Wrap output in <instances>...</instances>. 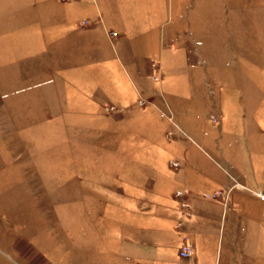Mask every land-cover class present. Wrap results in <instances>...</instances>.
Instances as JSON below:
<instances>
[{"label": "rangeland", "instance_id": "obj_1", "mask_svg": "<svg viewBox=\"0 0 264 264\" xmlns=\"http://www.w3.org/2000/svg\"><path fill=\"white\" fill-rule=\"evenodd\" d=\"M96 1L43 39L51 7L0 0V264H29L11 246L20 235L48 260L32 264H198L204 221L188 192L235 182L223 152L264 177V0H166L171 23L143 9L158 0H102L110 13ZM132 5L127 37L108 30ZM243 116L247 133L223 132ZM232 190L202 195L220 213Z\"/></svg>", "mask_w": 264, "mask_h": 264}, {"label": "crops", "instance_id": "obj_2", "mask_svg": "<svg viewBox=\"0 0 264 264\" xmlns=\"http://www.w3.org/2000/svg\"><path fill=\"white\" fill-rule=\"evenodd\" d=\"M94 1L96 2L95 7H97V1ZM158 1H160L159 4H152L143 9L145 11L149 10V12H151V17L156 18L161 14H170V21H168L169 23H171V21H173V14L176 12L175 7H173L170 3L167 4L165 2L166 0ZM133 2H135V0H133ZM100 4L102 6L104 5V9H107V11L110 13V11L108 10L107 3L103 4L102 0H100ZM32 6L34 7V5ZM36 6L38 7V11H40V9L48 11V7H51L54 13H51L52 15H44V13H46L44 12L43 16L41 15V32L44 39L48 37V30H50L51 28H54L55 26L58 28L63 27V25L65 24L64 19L66 17L65 10L68 12L71 11L73 13H80L83 9L86 12L90 13L92 11V0L83 1L82 4L81 2L77 4H70V6L67 7L65 6V0H43L40 6L35 4V7ZM135 11L136 10L133 5L120 8L119 10L114 9L113 11H111V15H113L117 20H119L120 27L117 26L113 28L112 26H110L108 30H121L122 36L127 37L130 22L135 17L132 12ZM131 14L133 16H131ZM114 17L108 15V19L112 21L111 25L115 23L113 22L115 21ZM88 18L90 19L89 16ZM98 18L100 24L96 25L98 26L96 30H107V27L104 23L105 21H103L102 18L99 17V14ZM94 20L96 22V20L98 19L96 18ZM90 21L94 28V21L92 19H90ZM37 22L38 21H36L34 18V22H32L33 28H36V24H40V22ZM164 23H166V21L162 22L161 24ZM116 25L117 24H115L114 26ZM89 30L90 31H84L85 34L87 33L89 37H95L96 33H98L94 30ZM63 36L60 39H63ZM56 42L59 43L61 41L57 40ZM109 47L110 46L108 45V52H111V50H109ZM127 75L130 77L129 74ZM249 122L250 121L245 116L241 118L227 117L224 121L226 129L223 132L232 134L233 127L237 124H240V126H242L243 128V132L247 133L248 130H246L245 126H247ZM221 155L223 156V160L229 161L230 165H232L233 173H231L230 176L232 180H235V182L228 181L227 183H222L221 186L214 187L213 189H211V191L196 190L195 192H188L190 201L194 206L197 207L196 212L199 216L197 220L200 222L204 221L203 224L200 223L202 225L201 229L198 228L197 230V236L201 237L203 246V248L201 247V249L203 250L202 256L198 259L197 263L222 264L223 262V264H260L261 261L264 260V246H256L255 244L251 246L252 241H250L249 239L255 237H264V202L257 199L256 197L247 195L246 193L247 191L250 192L254 189L256 190L263 187L264 177L260 181H258L257 178L254 177L253 181V178H248L247 173L238 167L237 164L239 163V160L237 158L239 156L237 154H225V152H223ZM201 177L205 178V180H209V182L211 181V183L212 180H214L212 179V177L209 176V174H207L206 171L203 170L201 172ZM235 184H238L241 188H236ZM224 187L233 188V190L230 196L228 197V203L226 204V206H222L220 213H218L219 211L215 213V205L217 206V204L211 201V203L205 202L209 200H206L207 198L203 197L202 194H204V192H212L213 190ZM193 194H195L199 199L192 197ZM216 209L219 210V207L217 206ZM224 238L227 239L224 240ZM237 238L241 239L237 240ZM197 241L198 240H196V242L194 243V247L196 250L199 251L201 249ZM137 245H139L138 247H142V243H139ZM11 246L14 252L22 260L28 262L29 264H32L31 258L33 257V254L38 259L48 261L44 256L43 250L40 249L38 245L34 244L30 238L24 235L16 237ZM135 264L142 263H138L135 261Z\"/></svg>", "mask_w": 264, "mask_h": 264}, {"label": "built area", "instance_id": "obj_3", "mask_svg": "<svg viewBox=\"0 0 264 264\" xmlns=\"http://www.w3.org/2000/svg\"><path fill=\"white\" fill-rule=\"evenodd\" d=\"M215 121V118H212ZM176 165V163H174V166ZM234 187V186H232ZM236 188H241L238 184H235ZM220 192H216L214 196L219 195ZM225 196V193H223ZM254 195L259 198L260 200L264 201V190H258L254 192ZM227 198V197H226ZM179 256L182 258H188L192 255L193 253V247L190 244L184 243L180 246L179 248Z\"/></svg>", "mask_w": 264, "mask_h": 264}]
</instances>
